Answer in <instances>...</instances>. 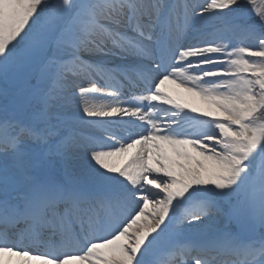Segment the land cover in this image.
<instances>
[{
    "label": "snow or ice",
    "instance_id": "6c2138e0",
    "mask_svg": "<svg viewBox=\"0 0 264 264\" xmlns=\"http://www.w3.org/2000/svg\"><path fill=\"white\" fill-rule=\"evenodd\" d=\"M0 264H264V0H0Z\"/></svg>",
    "mask_w": 264,
    "mask_h": 264
},
{
    "label": "rangeland",
    "instance_id": "374dc122",
    "mask_svg": "<svg viewBox=\"0 0 264 264\" xmlns=\"http://www.w3.org/2000/svg\"><path fill=\"white\" fill-rule=\"evenodd\" d=\"M186 100H189V102H192V98L191 97H189V96H187V94H185V97H184ZM198 105H199V102L197 101L196 102ZM200 106H202V105H200Z\"/></svg>",
    "mask_w": 264,
    "mask_h": 264
}]
</instances>
